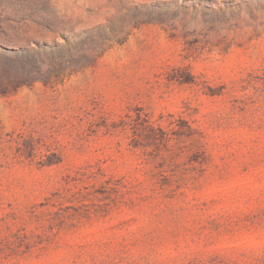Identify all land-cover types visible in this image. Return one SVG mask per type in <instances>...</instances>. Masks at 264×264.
Wrapping results in <instances>:
<instances>
[{
  "label": "rangeland",
  "instance_id": "obj_1",
  "mask_svg": "<svg viewBox=\"0 0 264 264\" xmlns=\"http://www.w3.org/2000/svg\"><path fill=\"white\" fill-rule=\"evenodd\" d=\"M0 264H264V0H0Z\"/></svg>",
  "mask_w": 264,
  "mask_h": 264
}]
</instances>
